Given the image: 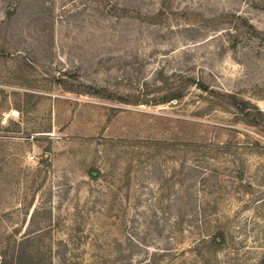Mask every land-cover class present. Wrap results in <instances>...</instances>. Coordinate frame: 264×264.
<instances>
[{
	"label": "rangeland",
	"instance_id": "1",
	"mask_svg": "<svg viewBox=\"0 0 264 264\" xmlns=\"http://www.w3.org/2000/svg\"><path fill=\"white\" fill-rule=\"evenodd\" d=\"M193 80L264 110V0H0V264H264V129Z\"/></svg>",
	"mask_w": 264,
	"mask_h": 264
},
{
	"label": "trees",
	"instance_id": "2",
	"mask_svg": "<svg viewBox=\"0 0 264 264\" xmlns=\"http://www.w3.org/2000/svg\"><path fill=\"white\" fill-rule=\"evenodd\" d=\"M57 81L61 84L65 83V80L62 77H58ZM192 82L196 83L201 89L205 91L210 90V92L215 93V96L219 98L221 102L224 101L225 104H228L229 107L234 108L236 110L235 112L237 114H241L243 118H245L250 124L264 129V110L260 109L256 104H253L246 99H242L237 94L232 92L214 91L202 81L196 82L195 80H193ZM67 88L70 89L71 87ZM182 97L183 93L181 91H178L171 96L165 97L162 102H169L174 98L179 99ZM201 146L203 147L204 144ZM219 147L222 148L223 146ZM225 236V231L223 229H219L214 234L210 233L207 236L203 237V239L200 240L199 244L206 243V252L216 255L223 248V245L227 242ZM29 239L30 236H27L20 240L17 245H13L14 250L11 253L10 257H8L7 252L4 251V263L31 264L29 262H32V259L34 257L30 254V250L28 249L29 246L27 243ZM41 258L44 260L43 263L38 262L32 264H53L51 255L49 257L47 255H44V257L42 256ZM7 259L9 260L7 261Z\"/></svg>",
	"mask_w": 264,
	"mask_h": 264
}]
</instances>
